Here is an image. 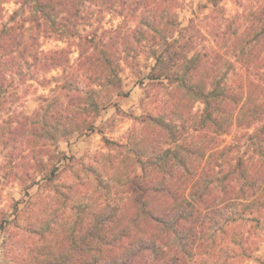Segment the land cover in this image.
I'll return each mask as SVG.
<instances>
[{
	"label": "trees",
	"instance_id": "16d2710c",
	"mask_svg": "<svg viewBox=\"0 0 264 264\" xmlns=\"http://www.w3.org/2000/svg\"><path fill=\"white\" fill-rule=\"evenodd\" d=\"M221 1L206 0L215 8ZM9 4L15 8L9 10ZM178 7L179 0H0V147L8 149L6 165L21 168L29 157L37 172L53 163L55 173L63 157L57 144L93 130L101 110L113 105L115 96L124 95L122 61L142 51L154 61L148 79L158 85L168 80L173 88L174 116L184 127L186 116L192 119L196 144L183 148L190 161L215 155L218 137H230L234 129H264V12L252 14L253 22L243 34L253 36L247 46L239 40L240 30L235 32L241 73L230 79L228 70L220 72L234 64L210 62L209 50L201 44L206 37L196 20L181 26ZM110 13L122 19L116 29L99 33L94 28L83 34ZM50 39L68 46L44 50ZM214 44L212 52L217 51V38ZM72 45L78 51L74 63ZM54 70L61 74L48 79ZM52 80L56 86L49 96L39 97L37 110L29 115L18 111L22 87L27 90L33 82L49 86ZM198 102L204 108L192 116ZM171 118L165 112L146 121L172 136ZM259 128L249 136L254 150L244 153L252 154L237 158L222 178L215 167H209L211 173L206 174V168L198 173L199 165L191 168L186 157L175 167L164 166L166 154L158 162L150 159L153 173L142 166V173L126 181L124 205L99 207L84 230L82 252L44 254L36 264H207L198 252L207 248L208 234L219 231L222 223L229 225L238 214L234 206L241 207L238 215L246 221L264 211V138L262 168L255 158V146L264 136ZM26 148L29 152L23 154ZM137 154L142 162V153Z\"/></svg>",
	"mask_w": 264,
	"mask_h": 264
},
{
	"label": "rangeland",
	"instance_id": "374dc122",
	"mask_svg": "<svg viewBox=\"0 0 264 264\" xmlns=\"http://www.w3.org/2000/svg\"><path fill=\"white\" fill-rule=\"evenodd\" d=\"M7 8L13 10L15 5L9 4ZM260 9L263 13L264 0H222L218 8L207 4L206 0H179L177 12L182 27L196 20V25L206 37L201 44L209 50L212 64L217 60H228L234 64V67L226 65L220 72L228 70V77L232 79L236 73H241L235 58L241 46H237L235 32L240 30L242 37L239 40L247 46L253 36L244 37V30L253 22L252 14ZM100 19L101 22L95 20L93 27L88 26L83 34L94 28H98L99 33L114 30L122 20L111 13ZM215 38L219 44L217 51L212 52ZM67 46L66 42L50 39L45 41L43 49ZM71 48L74 63L78 51L74 45ZM153 65L154 61L146 51L122 61L120 77L124 95L115 96L113 105L101 110L92 131L57 144L56 151L63 157L58 162L54 158L57 163L55 173L51 172L53 163L46 171L37 172L29 157L21 162V168L8 167V149L0 147V264H36V258L44 254L56 256L63 252H82L84 230L98 214L99 207L124 205L128 197L126 181L135 173H142V166L147 173H153L154 168L148 164L150 159L158 162L166 154L164 166L175 167L181 158L186 157L185 162L191 168L199 165L198 173H203L205 168L206 174L211 173L209 167H215L222 178L229 168L236 165L237 158L244 156L246 159L252 154V151L244 154L252 146L249 136L255 134L258 127L262 134L264 129L261 125L251 129L237 128L230 137H218L219 151L215 155L208 153L205 159L190 161L183 148L196 144L192 119L186 116L184 127L182 120L174 116L176 101L172 100L173 88L168 80L164 85H158L159 82L153 83L147 77ZM60 74L61 70H54L47 78ZM55 86L52 80L49 86L33 82L31 88L25 89L26 92L22 87L18 111L28 115L33 113L40 105L39 97L49 96ZM203 108V104L198 102L190 114H200ZM165 112L175 120V134L172 136L177 138L176 143L172 136L146 121L150 116ZM263 138H259L258 146H255L259 167L263 161L260 147ZM229 146L232 149L227 150ZM137 151L142 153V162ZM28 152L26 148L22 153ZM22 153L18 156L21 157ZM232 211L239 214L241 207L234 206ZM238 214L229 219V225L222 223L219 231L208 234L207 248L198 252L207 264H264V211L257 217L252 216L251 221L240 218ZM89 241L94 242L92 236ZM94 244L93 250L97 247V243Z\"/></svg>",
	"mask_w": 264,
	"mask_h": 264
}]
</instances>
